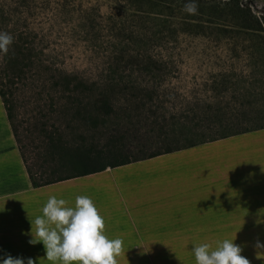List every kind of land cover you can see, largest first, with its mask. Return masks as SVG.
Masks as SVG:
<instances>
[{
    "label": "rangeland",
    "instance_id": "1",
    "mask_svg": "<svg viewBox=\"0 0 264 264\" xmlns=\"http://www.w3.org/2000/svg\"><path fill=\"white\" fill-rule=\"evenodd\" d=\"M114 1L0 0V32L13 37L7 54L19 57L16 69L25 73L3 92L15 96L31 185L78 174L39 173L50 102L45 88L58 75L78 78L72 85L94 87L112 105L91 135L98 147L116 138L123 151L96 170L264 127V29L158 15L160 8L141 0ZM238 2L264 18V0ZM172 12L181 15L174 6ZM65 126L69 135L82 132L76 123Z\"/></svg>",
    "mask_w": 264,
    "mask_h": 264
},
{
    "label": "crops",
    "instance_id": "2",
    "mask_svg": "<svg viewBox=\"0 0 264 264\" xmlns=\"http://www.w3.org/2000/svg\"><path fill=\"white\" fill-rule=\"evenodd\" d=\"M79 195L96 205L105 235L123 240L118 264H196L193 247L224 239L264 264L255 248L264 244V128L32 186L0 99V264L7 255L53 264L29 243L34 220L49 197L74 207Z\"/></svg>",
    "mask_w": 264,
    "mask_h": 264
},
{
    "label": "trees",
    "instance_id": "3",
    "mask_svg": "<svg viewBox=\"0 0 264 264\" xmlns=\"http://www.w3.org/2000/svg\"><path fill=\"white\" fill-rule=\"evenodd\" d=\"M127 1L128 0H115L114 2L125 3ZM141 1L148 6L151 5L156 8H160L157 12H155V14L158 15L177 16L181 19L204 21L209 23L224 22L231 26L254 32L262 31L264 29V18L260 19L257 17L250 11V9L243 7L238 0H195L198 5L197 15H189L183 11L184 5L188 2V0ZM173 6L177 10H180L181 15H175L172 12ZM3 64L5 68L3 72L5 79L2 77V81L0 78V98L5 106L6 115L11 126L13 136L16 143H18V150L20 152L23 150L24 145L23 138H21L19 134V125L16 123L17 106L15 104V96H13V93H10L9 91L8 93L3 92V89L5 86L7 87V84L13 85V78L21 80L25 73L22 70L16 69L17 66H21V61H19V57L16 55L6 54L3 58ZM50 79L53 80V82L48 88H45L46 91L49 92L50 102L48 109H46L43 116L45 120L44 123H42V141L39 147L41 150L40 153H42V156L40 157L41 163L42 165H46V167L39 165V173L42 175L46 173H48V175H54L66 171H74L78 173L77 175L54 181L58 182L106 169L103 168L96 170V167L98 164L102 163L106 157L120 155L121 151H123L122 145L118 143L116 138L113 140L110 139L111 141L109 140L105 146L98 147L95 138L91 135V131L96 129L100 123L103 125L105 124L104 119L112 112V105H110L106 94H103L94 87L83 86L79 84V82L72 85L71 80L78 79L75 77L69 78L65 75H58V77L54 76L52 78L50 77ZM62 100L66 101L65 105H62V107H56L58 102ZM61 116L63 117L60 119ZM71 123H76L77 127L82 130V132L77 136H74L73 134L69 135L65 132V125H71ZM185 138H187V136H185ZM214 140L217 139L210 141ZM201 143L205 142H188L187 145L177 147L163 153H158L147 158ZM142 147H144V145ZM54 182L32 186H42Z\"/></svg>",
    "mask_w": 264,
    "mask_h": 264
},
{
    "label": "clouds",
    "instance_id": "4",
    "mask_svg": "<svg viewBox=\"0 0 264 264\" xmlns=\"http://www.w3.org/2000/svg\"><path fill=\"white\" fill-rule=\"evenodd\" d=\"M183 11L197 15L195 0H188ZM12 43L11 34L0 32V53L6 55ZM42 213L34 220L35 234H31L29 243H42L45 259L53 264H118L117 257L124 254L123 240L109 239L105 235V220L90 197L76 196L74 207H69L65 199L51 196ZM233 241L224 239L215 242V247L211 243L193 247L196 264H250L241 255L243 249ZM255 248L264 252V244L259 241ZM3 264H25V260L7 255ZM26 264H34V261L29 258Z\"/></svg>",
    "mask_w": 264,
    "mask_h": 264
}]
</instances>
